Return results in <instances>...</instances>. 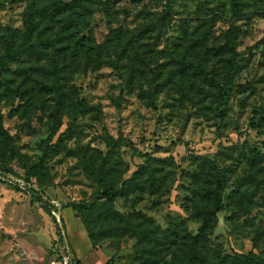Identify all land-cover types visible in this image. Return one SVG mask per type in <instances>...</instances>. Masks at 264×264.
Segmentation results:
<instances>
[{"label":"rangeland","instance_id":"rangeland-1","mask_svg":"<svg viewBox=\"0 0 264 264\" xmlns=\"http://www.w3.org/2000/svg\"><path fill=\"white\" fill-rule=\"evenodd\" d=\"M53 2L73 0H0V58L9 31L19 46L35 15L31 49L3 74L12 149L0 135V168L28 177L63 207L71 255L81 264L157 263L142 236L123 234L129 226L116 213L162 231L182 220L197 236L195 203L223 181V211L209 246L264 258V161L250 163L252 148L264 146V0H243L237 18L223 0H83L73 15L54 11ZM231 27L242 59L236 89L217 111L219 91L205 77L225 83L229 54L222 47ZM59 97L60 133L72 128L74 135L40 166ZM139 166L145 172L128 195L113 202L102 196ZM82 202L95 204L81 214L99 240L92 252L77 232L70 237L72 207ZM55 219L30 194L0 181V264H62Z\"/></svg>","mask_w":264,"mask_h":264},{"label":"trees","instance_id":"trees-1","mask_svg":"<svg viewBox=\"0 0 264 264\" xmlns=\"http://www.w3.org/2000/svg\"><path fill=\"white\" fill-rule=\"evenodd\" d=\"M83 0H73L72 3H56L53 2L54 11H69L71 15L77 12L79 8H82ZM156 1H168L171 0H156ZM229 2L232 8L233 18H237L240 15V11L242 8L243 0H223ZM169 10H166V16H170ZM35 16V15H34ZM33 14L29 16V27L27 32L24 35L23 43L19 46L16 44V36L17 32L10 30L8 35L7 46L5 49L4 55L0 58V135L5 139L7 150L10 152L12 149V137L3 127V114L1 110V104L3 99V74L6 70L9 69L12 62L15 60L21 59L24 54L31 49L32 46L28 45L31 41V36L34 30V20L35 17ZM233 27L226 33L223 51L229 54V58L227 60V74L225 77V83L221 84L218 80H216L213 76H206V80L219 91L214 97L213 105L216 110L219 111V108L224 107L230 101L235 89V79L239 72L240 60L242 59V55L237 51L234 35H233ZM205 72V70H204ZM54 90L61 96V87L59 83L54 85ZM63 102L61 97L58 98L56 103L55 112L53 115V127L51 134L48 138V146L44 151V156L41 159L40 166H44L49 161L52 160L53 156L57 153L59 146H61L69 137L74 135V130L72 128L67 129L63 133H60L61 129V116L63 112ZM219 121H221V116L218 115ZM219 132L221 128L219 127ZM60 133V134H59ZM59 134V136H58ZM58 136V137H57ZM57 137L56 143H53L55 138ZM122 138V137H121ZM220 138H224L220 135ZM124 144H130L129 141L125 139H121ZM230 142V139H226ZM252 158L250 163L254 166L255 163H260L264 161V146H258L257 148H252ZM135 155L140 157H148L149 153L138 152L135 151ZM7 158H10V153ZM1 172L9 173L6 170L0 168ZM145 172L144 166H139L138 170L132 175L131 178L127 179L123 182L121 188L115 190L114 188H107L103 192V197L106 198L108 202H113L116 197H124L129 194L127 189L131 187L134 183H136L139 179L142 178L143 173ZM10 174V173H9ZM30 179L28 177L25 178V182L30 186ZM216 187L212 189L211 194H207L206 198L202 201L195 203V209H198V218L201 220V226L199 230V234L197 236H193L186 223L182 220L173 221L171 225L166 230H160L158 228L153 227V223L150 220H144L141 223L138 219L134 220L127 216L116 213L121 221L126 223L129 226V231L124 230L123 234H128L129 232L136 237L142 236L144 242H146L148 246V252L151 253V258L156 259L158 262H165V264H264V258L251 253L249 255H228L221 252L213 251L208 244L207 235L212 230L216 222V215L223 211L222 204V196L225 192L226 185L222 181L216 183ZM237 194L244 196L248 190L241 191L238 189ZM28 193L34 198V202L40 204V207L53 219L52 212L58 211L57 208L52 204V202L45 197L44 191L40 189H36L34 187L29 188ZM211 203V206L209 205ZM63 207H61L62 210ZM73 210L77 212V217L82 221L87 233L89 240L94 249H97V241H99L93 233V231L88 226L84 217L81 216L83 213V209L87 212H92L95 209L94 203H86L82 202L77 206L72 207ZM200 212V213H199ZM56 220V219H55ZM56 222H58L56 220ZM58 227L59 233V243L64 244L70 252L71 248L69 244L66 242L65 236H63L65 227L64 222L61 218ZM152 228V231L145 230ZM167 259H169L167 261ZM213 259V262H211ZM150 263V264H157ZM72 264H81V262L75 259L72 256ZM106 264H110L107 262ZM144 264H148L147 262Z\"/></svg>","mask_w":264,"mask_h":264},{"label":"built area","instance_id":"built-area-1","mask_svg":"<svg viewBox=\"0 0 264 264\" xmlns=\"http://www.w3.org/2000/svg\"><path fill=\"white\" fill-rule=\"evenodd\" d=\"M0 181L19 189V191H21V192H26V193H28L29 188L32 187L28 183H26L24 180L12 175V174L4 173L1 171H0ZM53 205L58 210V211L54 210L52 212L53 216L56 218L58 215L59 216L61 215V206L59 207L58 204H56V205L53 204ZM60 220H61V217H59L57 221L60 222ZM63 249L65 250V252H64L65 255L61 257L62 258V264H72V257L70 256V252H69L68 248L66 246H64Z\"/></svg>","mask_w":264,"mask_h":264},{"label":"crops","instance_id":"crops-1","mask_svg":"<svg viewBox=\"0 0 264 264\" xmlns=\"http://www.w3.org/2000/svg\"><path fill=\"white\" fill-rule=\"evenodd\" d=\"M65 217V216H64ZM63 217V210H61V218L64 219ZM67 217H65L64 221L66 220ZM68 220V219H67ZM68 226H69V232H70V237L73 240H76V232L77 235L79 234L80 236H82L84 239H86V244H87V248L89 250V252L94 251V248L90 242V240H87L88 238V233L82 223V221L80 220V218L78 217H73V219L71 220V222L68 220ZM83 228L85 230L86 233H84ZM79 231V232H78ZM68 239V237L66 238ZM89 239V238H88ZM70 246V244H69ZM83 258H81L80 256L78 257V260H82ZM85 260V259H84Z\"/></svg>","mask_w":264,"mask_h":264}]
</instances>
